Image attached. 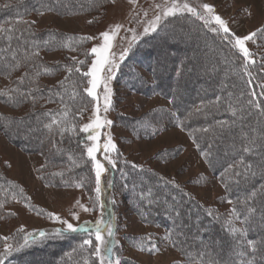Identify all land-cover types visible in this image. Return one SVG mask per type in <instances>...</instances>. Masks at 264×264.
<instances>
[{"label": "trees", "instance_id": "1", "mask_svg": "<svg viewBox=\"0 0 264 264\" xmlns=\"http://www.w3.org/2000/svg\"><path fill=\"white\" fill-rule=\"evenodd\" d=\"M110 5V0H0V28L30 27L36 35L32 37L27 32L23 35L29 41L41 42L38 56L10 73L0 70L1 76L18 74L9 86L0 90L16 87L18 78L26 71L30 74L40 72L36 84L42 89L35 104L29 100L17 104L0 96L4 105L28 108L21 116L0 112V132L23 152L43 154V164L37 171L46 185L71 187L79 184L87 193L94 186L93 169L85 152L86 134L79 128V120L92 102L84 92L87 78L83 76L92 61L91 41L81 39L89 36L80 32L55 27L38 29L36 23L29 26L18 21L31 22L30 15L36 13L60 17L88 15L90 20L86 28L93 30L103 22ZM49 7L51 11L47 10ZM16 35L21 33L17 31ZM45 40L47 45L42 43ZM17 43L13 40L12 46L15 48ZM19 43L24 51H37L35 47L23 45V41ZM6 44L7 41L0 39V47ZM251 48L256 64H249L247 68L252 74L249 83L243 57L223 39L222 33L212 32L191 14H177L165 19L156 31L131 47L114 79L116 85L125 86L129 91L148 96L158 94L170 104V108H152L137 118L116 113L119 127L132 138L147 139L167 126L183 129L194 141L209 169L219 177L232 209L235 207L240 213L235 228L245 229L243 234L233 232L234 226L225 215L200 203L182 185L152 168H133V164L120 160L117 168L110 172L111 192L119 191L142 222L164 228L171 246L186 263L264 264V167H255V174L247 177H237L229 169V165H237L242 157L245 164H259L264 158V114H261V108H264L261 64L264 62L260 59L264 54V32L257 34ZM24 51L18 53L21 59ZM45 53L58 54L59 59L46 60ZM72 57L84 64L77 65ZM69 66L73 67L72 73L67 71ZM76 67L80 68L79 72L75 71ZM44 68L52 71L44 72ZM140 70L150 74L151 81ZM53 76L58 77L56 83L49 85L43 81L44 77ZM59 82H63V88ZM30 87L33 85L25 77L22 88L27 91ZM49 88L62 92L64 106L61 96L49 99ZM74 94L75 98L71 99ZM249 100L254 104L250 105ZM257 104L261 107H255ZM64 110L68 111L67 117L62 116ZM49 111L52 115H44ZM53 117L60 123L53 124L50 131L45 125L50 124ZM71 125H75L74 130L60 133V127ZM253 138L254 151L244 152L243 147ZM163 152L165 157L172 151ZM235 170L243 171L242 168ZM254 191L257 195L247 199ZM23 198V189L5 174L4 165L0 163V218L6 216L3 213L6 204ZM248 208H254L255 212L250 214L247 224H241L244 216L249 215ZM190 222H194L195 227ZM88 238L85 233L38 238L37 242L12 252L4 264L46 263L47 256L54 258L52 264H91L93 243L82 246L83 240ZM248 241H253L254 245H249Z\"/></svg>", "mask_w": 264, "mask_h": 264}, {"label": "rangeland", "instance_id": "2", "mask_svg": "<svg viewBox=\"0 0 264 264\" xmlns=\"http://www.w3.org/2000/svg\"><path fill=\"white\" fill-rule=\"evenodd\" d=\"M110 1L111 5L106 9L103 22L93 30L86 28V23L90 20L88 15L60 17L52 13H36L31 14L29 19L35 21L38 29L55 27L59 30L80 32L93 37V39H90V49L94 45L102 43V38L99 35L101 32L110 31L116 24L122 25L120 31L114 37L111 50L116 62L120 65L119 56L123 49L128 48L130 42L133 46L138 40L152 33L150 31L144 34V27L148 25L155 14L162 11V8L158 9L156 5L170 6L171 0ZM177 2L179 4L188 3L201 14H205L201 7L202 4L213 5L215 13L228 23L231 33L236 35L243 36L264 26V0H177ZM177 14L195 16L188 11L178 12L174 15ZM174 15L164 17L160 24ZM195 17L197 18V16ZM211 27L218 26L213 22L208 26L209 29ZM133 36L137 38L133 40ZM251 44L252 41L246 42V46L252 52ZM43 55L49 61L59 59L58 54L45 53ZM252 59L254 58L252 57ZM140 71L151 81L150 74L144 70ZM17 76V73L12 76L0 75V89L9 86ZM57 80L58 77L55 76L43 78V81L49 85L56 83ZM111 87L113 89V106L106 114L103 112L102 105L103 91L102 89L99 90L101 95L100 114L102 117L106 115L109 120L113 121V124L111 127L99 131L111 135L117 145L119 155L112 153V158L116 160V167L113 168L107 164V161L103 160L102 152L97 154L98 159H101L108 169L101 177L99 201L96 200L97 194L94 190V170V186L90 193H87L81 186L77 187V185L71 187L46 185L40 180L37 171L43 164V154L23 152L12 145L0 132V163L4 165L5 174L18 183L24 191L22 200L13 199L4 207L3 213L6 216L0 218V252L4 250L5 243L14 248L18 247L23 243V238L28 233H38L40 230L51 233L52 229L62 227L58 221L49 217V213H53L61 219H66L74 225L89 221L94 226L95 221L101 218L100 205L102 204L103 219L108 221L113 214L115 217L111 222L116 226V230L111 239L116 242L113 251L115 256L120 258V264H205L198 261L186 263L183 256L171 246L164 228L142 222L132 212L128 202L120 195L119 191L111 192L108 183L111 180L110 172L111 169L117 168L120 160L152 168L158 174L182 185L185 191L200 203L225 215L227 220L235 227L238 221L231 215L232 203L226 196L223 184L219 177L209 169L203 156L197 151L192 138L180 127L167 126L151 139L132 138L116 122V113L130 118H137L152 108L159 106L170 108L167 99L158 94L148 96L134 93L127 90L125 86L116 85L114 80L111 82ZM96 103L92 99L90 109L80 118V129L83 124L88 123L92 118V109ZM27 110V106L12 108L0 102V112L4 114L21 116ZM103 140L104 136L102 135L101 143H103ZM87 143L90 142L86 141ZM167 149L172 152L164 157L165 152L163 151ZM174 150L176 152L173 153ZM160 152L162 153L160 154ZM160 157H162L161 160ZM80 205L91 210L84 211V208ZM73 212L79 217L78 220L73 218ZM190 223L192 227H195L194 222ZM103 234L108 239L106 229ZM49 236L57 238L54 235ZM38 238L40 237L37 236ZM91 239L93 241V246L90 245L92 246L90 253L93 259L91 264H99V259L92 255L95 251L94 232ZM194 241H196V238ZM152 245H155L156 250H151ZM45 259L46 263L40 261L38 264H52L54 258L47 256Z\"/></svg>", "mask_w": 264, "mask_h": 264}, {"label": "snow or ice", "instance_id": "3", "mask_svg": "<svg viewBox=\"0 0 264 264\" xmlns=\"http://www.w3.org/2000/svg\"><path fill=\"white\" fill-rule=\"evenodd\" d=\"M8 5H5L7 7ZM158 9L162 8V11L158 12L154 15L153 19L148 23L146 27H144V34H147L148 32L156 31L157 25L160 24L161 20L164 17H168L171 15H174L178 12L188 11L192 13L193 15L197 16L198 19L204 21V25L206 27L210 26L213 22L218 27H211L210 30L212 32L217 33V35L223 33V39H226L228 43L231 45L233 49H237L240 55L243 57L244 60V68H245V74L250 77L249 83H251V73L247 71V68L249 64L255 65L256 61L252 59L254 56V53L250 51V49L246 46V42L253 41L254 38L257 36L258 33L264 32V28L257 29L254 32L248 33L246 35L240 36L236 35L235 33H231V30L228 26V23L218 14L215 13L214 6L211 4H202L201 7L203 9V12L205 14H201L196 10V8L191 7L188 3L179 4L177 0H171L170 6H161L156 5ZM47 10L51 11L52 8L49 7ZM18 23H24L27 25L34 24L35 21H18ZM122 25L116 24L110 31H103L99 35L102 38V43H99L97 45H94L89 51L91 55L94 57L91 61L90 66L88 67V70L83 73V76L87 78V86L84 88V92L87 93L88 97H91L93 100H95L97 103L93 106L92 109V118L88 123H85L81 127V131L86 135V141L90 142L86 144V155L91 163L92 169L95 172V192H96V200L99 201L100 199V193H101V177L102 175L108 171V169L105 167V164L102 163L101 159H98V153H103V160L107 161L108 165H111L113 168L116 167V160L112 158V153H118L117 145L113 141L110 134L107 133H101L99 130L111 127L113 124V121L109 120L107 116H101V95H100V89L103 91L102 95V105H103V112L106 114L113 106V89L111 87V82L116 77V71L119 70L120 65L116 62L115 57L112 53V47H113V40L114 37L117 35V33L120 31ZM19 31L21 33L20 36L16 35V32ZM27 32L29 36L34 37L36 34L32 32L29 28L26 29H17L15 26H12L10 28H0V39H3L7 41V44L4 47H0V70H8L9 73L12 70H15L17 68H20L23 64H26L28 61L32 60L35 56L39 55L38 48L39 44L41 42L36 40L29 41L23 33ZM137 37L133 36V40H135ZM81 39L87 40V39H93V37H82ZM13 40H16L17 46L14 48L12 46ZM20 41H23V45H27L29 48L35 47L37 51L35 52H28L24 51L23 46L19 43ZM44 45L48 44V41L45 40L42 42ZM132 47L131 42L129 43L128 48H124L119 56V60L122 62L124 61L125 57L129 54V51ZM21 51H24L23 59H21L18 56V53ZM73 61L77 65H83L84 61L77 60L76 57H72ZM261 61L264 62V54H261ZM29 67H32L31 64L28 65ZM52 69L50 68H44V72H51ZM67 71L69 73L73 72V67L69 66L67 67ZM76 72L80 71L79 67L75 68ZM261 71H264V63L261 64ZM40 75L39 71H35L34 73H28L27 71L24 73V75L17 80V86L13 88H9L7 90H0V96L7 97L9 102L14 103H21L25 100L31 101L33 104L36 103L38 96V93H41L42 89L36 84V79ZM25 77L28 78V83L32 84L33 87H30L27 89V91H24L22 88V85L25 84ZM61 85V88H63V82H59ZM261 90L264 92V85H261ZM49 99L55 97V96H61V103L62 106H64L63 102V96L62 92H55L53 89L49 88ZM75 98V94L71 99ZM47 102V101H46ZM248 103L250 105L254 104L253 101L249 100ZM255 107L260 108V105H255ZM80 111H83L81 109ZM233 115H235L236 110L233 109ZM79 114V113H77ZM261 114H264V108H261ZM44 115H52L51 111L44 113ZM68 111L64 110L62 112L63 117H67ZM60 121H58L55 117H53V120L50 124H46L45 127L48 128L50 131L52 129L53 124H59ZM75 129V125L67 126V127H60L59 131L61 134H63L66 131H72ZM32 130L29 129V132ZM104 136L103 143H101V136ZM255 138L249 140L248 145L243 147L244 152H253L255 149ZM207 155V154H205ZM209 163L211 161L209 160ZM264 167V158H262L259 162V164H252L244 163V158H241V161L237 163V165H229V169H232L234 171V175L244 176L247 177L249 174L254 175L255 172L253 169L255 167ZM133 168L140 167L139 165H132ZM236 168H242L243 171H236ZM123 174V173H122ZM126 176V174H123ZM109 186H111L112 182L109 181ZM81 185L77 184V187H80ZM227 187V185H225ZM257 195V193L254 191L250 197L247 199H252ZM79 203V201H77ZM231 203V202H230ZM246 203V201H245ZM84 208V211H90L91 209L84 207L83 205H80ZM101 207V218H98L94 226L89 221H85L82 224L74 225L73 223H70L66 219H61V217L49 213V217L55 221H58L62 227L54 228L51 230V233H48L44 230H40L38 233H28L23 238V243L20 244L18 247H12L11 245L5 243L4 244V250L0 252V264H4V259L11 254L14 251H19L20 248L28 246L30 243L37 242V236L40 238H48L49 235H54L57 237H63L68 234H74V233H85L88 234L90 238L83 240L82 246H89L92 245L93 241L91 239V235L94 232L95 235V251L92 253L95 257L99 259V264H120V258L115 256V253L113 251V246L116 243L111 238L114 236V232L116 230V226L111 222L112 219H114V214L112 217L105 221L103 219V205H100ZM248 214L245 215L243 220H241V224H247L250 219V214L255 212L254 208H248ZM177 215L179 213L177 212ZM209 215H211V212H209ZM231 215L234 219H240V213L237 212L236 208L234 207L231 210ZM72 216L74 219H79L77 214L75 212L72 213ZM106 229L107 237L105 238L104 230ZM233 232H240L241 234L244 233L245 229L243 228H232ZM249 245H254L253 241H248ZM151 250H156L155 245H152ZM251 264V262H249Z\"/></svg>", "mask_w": 264, "mask_h": 264}]
</instances>
